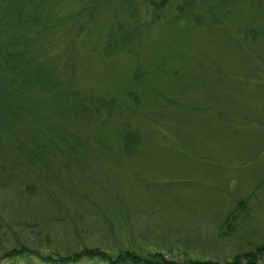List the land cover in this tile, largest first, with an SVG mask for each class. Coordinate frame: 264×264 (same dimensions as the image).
Here are the masks:
<instances>
[{
  "label": "rangeland",
  "instance_id": "obj_1",
  "mask_svg": "<svg viewBox=\"0 0 264 264\" xmlns=\"http://www.w3.org/2000/svg\"><path fill=\"white\" fill-rule=\"evenodd\" d=\"M154 3L0 0L57 81L0 95V264L264 243V0Z\"/></svg>",
  "mask_w": 264,
  "mask_h": 264
},
{
  "label": "trees",
  "instance_id": "obj_2",
  "mask_svg": "<svg viewBox=\"0 0 264 264\" xmlns=\"http://www.w3.org/2000/svg\"><path fill=\"white\" fill-rule=\"evenodd\" d=\"M165 3L166 0H159V3L154 4L159 7L158 9H161ZM18 16H21L20 12ZM13 19H11L10 12L6 15L0 14V95L5 96V100L34 93L51 95L52 90L57 86V81L52 73L30 65L31 56H24L26 50H18L15 41L7 36L5 28L13 23ZM130 135L125 136L129 144L136 140L134 136L131 137ZM245 203V201L238 202L237 208L228 215L225 229L229 228L230 219L236 213L234 211L239 208L242 209ZM263 255L264 243L257 245L253 250L238 253L223 263L191 258L175 261L168 259L161 252H150L142 255L131 250H120L114 255H110L106 251L94 248L84 249L69 256L45 255L40 257V262H11L8 264H92L90 261L84 262L83 260L94 259L99 262L98 264H258Z\"/></svg>",
  "mask_w": 264,
  "mask_h": 264
}]
</instances>
